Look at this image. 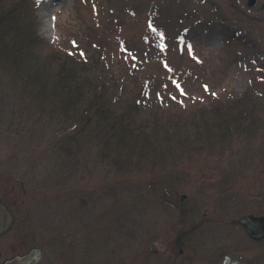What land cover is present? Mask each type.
Masks as SVG:
<instances>
[{"label": "rangeland", "instance_id": "1", "mask_svg": "<svg viewBox=\"0 0 264 264\" xmlns=\"http://www.w3.org/2000/svg\"><path fill=\"white\" fill-rule=\"evenodd\" d=\"M21 1L19 24L33 22L43 45L31 65L0 58V263L36 246L38 264H219L223 254L264 264V240L238 223L264 217V0ZM81 54L146 91L142 110L128 111L153 146L95 141L28 104L34 89L15 68L41 74L39 60ZM108 90L115 105L131 95ZM156 97L169 100L163 111ZM169 113L187 125L200 115L214 135L156 142L164 134L149 122Z\"/></svg>", "mask_w": 264, "mask_h": 264}, {"label": "trees", "instance_id": "2", "mask_svg": "<svg viewBox=\"0 0 264 264\" xmlns=\"http://www.w3.org/2000/svg\"><path fill=\"white\" fill-rule=\"evenodd\" d=\"M7 1L11 3L5 5L4 2L0 0V40L2 41L5 35L11 34L7 39V43L0 41V44L3 43L0 58L3 56L7 57L9 59L8 62H12V65L15 67H17V65L20 67L24 63H29V65H31L35 62L29 59L30 53L35 52L37 45L39 49L42 48L41 46L43 44L34 34L35 30L32 29L34 25L33 22L29 23L31 27L24 24L20 25L22 18L25 19L27 16L25 13L28 12L24 8L23 1ZM7 1L5 0V3ZM13 34L20 36L19 41H11ZM27 35H30V38H26ZM22 43L25 44V47L21 45ZM17 46L18 48L20 47L19 52L22 53L19 57L15 53ZM3 50L6 52H3ZM47 61H49L47 63L48 67H44L45 69L41 66L40 60L38 61L40 70L42 69L43 72L41 74L34 70L33 66H28L27 69L23 71L18 68L14 69L15 74L13 76L18 80V85L23 88L31 86L32 89H34H30L32 94L28 97V104L31 106L34 104L40 105L38 115L43 116L44 113H47L50 115L49 118L54 120L58 117L55 115L56 112H59L63 115L65 121H68L66 125L70 128L81 129L82 127L90 134H94L95 141L98 140L101 143L113 142L117 145L118 143L121 145L134 143L133 146H135L136 144L147 141L148 145H154V143H152V136H147L148 132H146V128L144 127V121L143 123H139L130 119V112L128 111L131 110L132 112L134 110L135 112L136 109L142 110L141 101L145 102L146 91L140 90L134 93L132 88L129 90L130 87L127 88L125 84L118 82L113 74H111V76L109 75V68H106L102 62H99V71L97 69L95 70L94 58L91 56L84 57L83 55L82 58L77 60L74 56L66 55L61 59L57 57L56 60L47 59ZM51 62L56 65L55 68L57 69L47 73L45 70H48ZM70 63L76 64V68H73L74 65ZM18 70H20L22 79H19L17 76ZM125 74L127 75L126 72ZM14 78L12 79L14 80ZM149 83L150 81L148 79L143 80V84L147 87ZM108 87L114 91L122 92L121 94L127 95L131 93V95L129 98L115 105L114 99H110L106 96L107 91H109ZM156 94L160 95L159 92ZM139 99L140 101L135 104V101ZM156 99L157 97L154 98L155 107L163 111L162 103L167 106L169 100L166 102L165 100L158 99L160 100L159 102ZM124 101H127L128 105H125ZM232 101L235 100L233 99ZM150 103L152 105L153 102ZM170 103H172L171 105L174 104L173 102ZM46 110L49 111L46 112ZM51 112L54 113L52 116ZM165 115L166 114H160L158 117L154 116L150 122L148 120L145 121V124L148 122L151 124V129L153 128L152 131L156 129V131L160 130L164 134L162 139H157L156 142L158 140H166L170 143L168 140L173 138V142L179 145V143H183L181 138L184 139L187 137V134L192 132L191 129H193V132L198 133L196 138L203 136L209 140V137L214 135L211 131L210 124L200 119L199 117L202 116L198 114V117L190 119L188 125L187 122H183L179 119L181 118V113H169L167 116ZM151 138L152 140H150Z\"/></svg>", "mask_w": 264, "mask_h": 264}, {"label": "water", "instance_id": "3", "mask_svg": "<svg viewBox=\"0 0 264 264\" xmlns=\"http://www.w3.org/2000/svg\"><path fill=\"white\" fill-rule=\"evenodd\" d=\"M253 2L250 1L249 4ZM238 223L243 227L246 235L254 240L264 239V217L263 215H244L239 218ZM149 252H154L153 245L149 247ZM42 251L39 247H31L22 254H16L1 261V264H37L41 259ZM220 264H241V261L228 254H223Z\"/></svg>", "mask_w": 264, "mask_h": 264}, {"label": "snow or ice", "instance_id": "4", "mask_svg": "<svg viewBox=\"0 0 264 264\" xmlns=\"http://www.w3.org/2000/svg\"><path fill=\"white\" fill-rule=\"evenodd\" d=\"M38 2H39V0H38ZM53 19H55V18H53ZM81 55H83V54H81ZM177 87H179V85H177ZM205 88L207 90V86H205ZM182 94H184V93L182 92Z\"/></svg>", "mask_w": 264, "mask_h": 264}, {"label": "flooded vegetation", "instance_id": "5", "mask_svg": "<svg viewBox=\"0 0 264 264\" xmlns=\"http://www.w3.org/2000/svg\"><path fill=\"white\" fill-rule=\"evenodd\" d=\"M26 252V251H25ZM20 254V253H19ZM1 264V263H0Z\"/></svg>", "mask_w": 264, "mask_h": 264}]
</instances>
